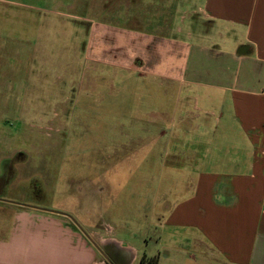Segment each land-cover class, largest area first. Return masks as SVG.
<instances>
[{
    "label": "rangeland",
    "instance_id": "374dc122",
    "mask_svg": "<svg viewBox=\"0 0 264 264\" xmlns=\"http://www.w3.org/2000/svg\"><path fill=\"white\" fill-rule=\"evenodd\" d=\"M200 5L0 0V231L11 226L14 203L35 205L93 231L103 247L95 264H112L113 252L120 264H151L159 253L168 254L162 264H195L188 230L162 221L164 206L191 192L190 149L212 156L188 137L198 133L195 114H223L234 137L244 129L231 119L232 92L185 90L173 65L180 41L217 48L232 37L207 23Z\"/></svg>",
    "mask_w": 264,
    "mask_h": 264
},
{
    "label": "crops",
    "instance_id": "0c3cea01",
    "mask_svg": "<svg viewBox=\"0 0 264 264\" xmlns=\"http://www.w3.org/2000/svg\"><path fill=\"white\" fill-rule=\"evenodd\" d=\"M199 10L207 23L228 29L232 37L222 38L217 48L180 41L172 53L178 60L173 65L185 90L205 85L232 92L230 102L237 110L231 119L244 129L234 137L220 124L223 114L215 125L211 117L195 114L198 133L188 137H198L212 156L203 161L196 147L190 149L197 165L194 181H189L191 192L164 206L162 221L188 230L197 253L188 259L195 264H264V0H202ZM229 41H234L232 50L223 48ZM218 160L231 161L229 168L214 163L205 168L204 162ZM14 205L11 226L0 231V264H95L96 252L102 254L103 247L92 240L93 231H83L67 215ZM167 255L157 254V264L167 261ZM106 256L120 264L116 253Z\"/></svg>",
    "mask_w": 264,
    "mask_h": 264
},
{
    "label": "trees",
    "instance_id": "16d2710c",
    "mask_svg": "<svg viewBox=\"0 0 264 264\" xmlns=\"http://www.w3.org/2000/svg\"><path fill=\"white\" fill-rule=\"evenodd\" d=\"M148 261H150L151 264H157V257L153 256V257L149 258Z\"/></svg>",
    "mask_w": 264,
    "mask_h": 264
}]
</instances>
